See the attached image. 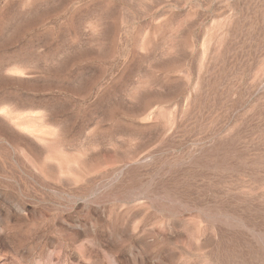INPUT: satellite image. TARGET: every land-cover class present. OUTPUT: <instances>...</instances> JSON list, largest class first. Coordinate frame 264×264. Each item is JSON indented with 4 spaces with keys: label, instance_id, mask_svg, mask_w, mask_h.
<instances>
[{
    "label": "rangeland",
    "instance_id": "374dc122",
    "mask_svg": "<svg viewBox=\"0 0 264 264\" xmlns=\"http://www.w3.org/2000/svg\"><path fill=\"white\" fill-rule=\"evenodd\" d=\"M0 264H264V0H0Z\"/></svg>",
    "mask_w": 264,
    "mask_h": 264
}]
</instances>
